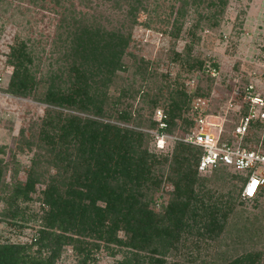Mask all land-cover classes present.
Wrapping results in <instances>:
<instances>
[{"label":"trees","instance_id":"1","mask_svg":"<svg viewBox=\"0 0 264 264\" xmlns=\"http://www.w3.org/2000/svg\"><path fill=\"white\" fill-rule=\"evenodd\" d=\"M64 1L53 0L54 7H64L58 23L61 49L56 68L38 80L37 65L24 40L11 47L8 58L13 70L6 92L14 97L34 95L37 102L50 108L36 140L26 141L37 151L23 172L24 180L18 179L15 169L11 183H4L0 159L3 222L14 226L27 222L24 204L35 201L40 207L35 215L40 228L31 244L2 242L0 236V264H57L66 247L74 252L75 264H91L94 252L101 249L111 257L121 255L113 264H190L201 258L203 245L218 243L227 229L240 232L250 225L258 234L255 226L264 214L235 211L242 205L239 200L244 175H231L221 166L207 171L210 176H202L204 173L198 170L202 153L199 148L175 140L166 149L169 153L158 154L166 150L157 151L154 137L147 132L155 130L176 137L190 133L195 122L184 116L192 110L195 99L204 97L199 87L189 93L185 85L170 83L166 78L153 93L139 90L136 94H141V100L151 110L152 117L148 119L139 112L133 118L131 111L115 109L121 97L133 98L132 91L126 92L132 85L120 88V98L113 100L108 94L119 73L130 70L124 59L129 54L131 29L140 24L141 13L147 17L142 25L151 27L150 16L158 7L157 0H102L109 10L122 16V22L113 27H109L112 19L76 9L70 0L65 7ZM174 2L169 19L160 21L170 26L167 33L171 38L180 36L191 14L197 15L188 33L193 37L200 26H216L228 4V0ZM78 4L89 6L83 0ZM179 60L188 73L203 70L202 62L191 58L189 45L183 55L174 54L172 61ZM132 73L143 82L156 78V73L140 61L134 62ZM39 82L43 91L38 94ZM110 99L111 106L107 103ZM157 110L163 113L164 128H159L155 120ZM248 113L244 103L239 120ZM263 129V123L251 122L242 145L259 147L264 152ZM221 141L230 143L232 139L221 135ZM151 143L156 152L149 150ZM166 184L171 187L168 198L155 211L156 199L163 195ZM227 185L226 192L218 190ZM263 192L264 188L258 195ZM34 195L38 196L36 200ZM237 216L239 220L233 221ZM242 238L240 235L236 244ZM261 258L260 251L243 250L235 257L224 253L216 264H264Z\"/></svg>","mask_w":264,"mask_h":264},{"label":"rangeland","instance_id":"2","mask_svg":"<svg viewBox=\"0 0 264 264\" xmlns=\"http://www.w3.org/2000/svg\"><path fill=\"white\" fill-rule=\"evenodd\" d=\"M37 1L38 3L34 5L29 0H0V159L4 167L2 180L6 184L11 183L10 176L15 169L19 172L18 179L24 180L23 172L30 166L31 159L37 151L34 145L28 147L26 141L36 140L45 112L50 108L37 102L34 95L14 97L6 92L13 70L8 63L11 47L17 41L27 42L37 65L38 80L46 76V71L56 68L55 61L60 55L61 47L57 39L58 23L64 7H54L53 0ZM70 1L76 4V9L95 13L100 18L112 19L109 27L118 26V23L122 22L121 14L109 10L108 5L102 0H83L89 5L87 8L78 4L81 0ZM174 3V0H157L158 7L150 16L149 29L142 25L147 21L146 15L142 13L139 15L140 24L131 29L132 41L128 48L129 54L124 59L130 70L127 73H119V77L110 86L108 94L114 100L119 96L120 88L128 87L127 84L132 85V88H127L126 92L132 91L133 98L121 97V105L115 106V109H127L131 111L133 118L139 112L148 119L152 117L151 110L141 100V94H136L139 90L148 89L153 93L159 84L165 83L166 78L170 83L177 81L185 85L189 93L199 87L204 94L202 97L204 103L195 109L198 100L195 99L192 110L184 117L193 120L201 115L205 118V129L210 133L233 139V126L240 122L241 110L245 103L242 95L254 94L264 100V0H228L225 12L217 25L212 28L200 26L194 31L196 37L188 34L197 18L196 14H191L186 18L180 36L171 38L167 33L171 29L170 26L160 21L169 19L170 7ZM63 5L68 7L67 0ZM186 45L191 47V58L202 62L203 70L188 73L180 60L172 61L175 53L184 54ZM135 61L147 65L156 73V78L143 82L140 77L133 74ZM38 89V94L43 91L41 82L38 83ZM111 99L107 102L109 106L112 103ZM109 106L105 105V107ZM63 112L74 114L69 111ZM128 124L131 127L133 125ZM149 150L156 152L152 143L149 145ZM156 153L169 152L166 150ZM201 175L208 177L210 172ZM227 181L229 184L232 183V180L227 179ZM227 189L228 185L218 190L224 193ZM170 190V185L163 186V195L156 199V206L153 207L155 211H159V206L166 202L167 191ZM37 197L34 195L33 200ZM239 201L242 205L236 207V212L264 214V192L256 199L240 198ZM3 206V202H0V212ZM24 206L27 207L24 216L28 219L27 222H17L18 224L14 226L6 221L3 222L0 215L2 242L29 245L37 237L40 223L35 215L40 212L39 203L33 201ZM238 220L237 216L233 221ZM255 227L259 231L258 234L252 231L250 225L240 232L236 228L227 229L224 238L222 237L218 243L203 245L199 252L201 258L190 264H200L201 260L206 261V264L220 263L224 253L228 257H235L243 250L262 252L261 263H264V216ZM240 235L243 238L236 244V239ZM234 241L235 243L231 244ZM34 250L36 247H33ZM194 252L197 255L196 250ZM120 258L119 254L111 257L108 252L101 249L94 252L91 264H113ZM75 263L74 252L70 247H66L57 264Z\"/></svg>","mask_w":264,"mask_h":264},{"label":"built area","instance_id":"3","mask_svg":"<svg viewBox=\"0 0 264 264\" xmlns=\"http://www.w3.org/2000/svg\"><path fill=\"white\" fill-rule=\"evenodd\" d=\"M243 99L249 108V113L234 128L230 143L221 141V135H214L205 129V118L201 115L193 119L195 125L191 132L182 137L155 130L147 132L154 137V146L157 151L166 150L175 140L199 148L202 153L198 170L202 173L224 166L231 172L244 175L246 180L241 197L252 199L264 188V152L259 147L258 149L245 148L242 142L251 122L259 121L264 124V100L254 94L244 95ZM201 103L204 101L198 99L194 108L197 109ZM154 117L159 122V128H164L163 113L157 110Z\"/></svg>","mask_w":264,"mask_h":264}]
</instances>
